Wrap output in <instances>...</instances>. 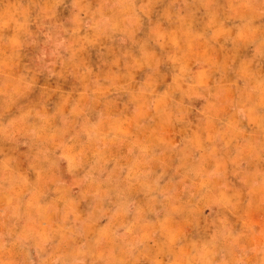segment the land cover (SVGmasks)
Listing matches in <instances>:
<instances>
[{"label":"rangeland","instance_id":"rangeland-1","mask_svg":"<svg viewBox=\"0 0 264 264\" xmlns=\"http://www.w3.org/2000/svg\"><path fill=\"white\" fill-rule=\"evenodd\" d=\"M0 264H264V0H0Z\"/></svg>","mask_w":264,"mask_h":264}]
</instances>
